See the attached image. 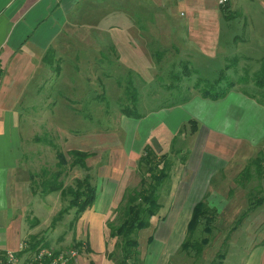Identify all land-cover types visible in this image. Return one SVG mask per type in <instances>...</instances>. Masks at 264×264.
Returning a JSON list of instances; mask_svg holds the SVG:
<instances>
[{
	"label": "crops",
	"instance_id": "obj_1",
	"mask_svg": "<svg viewBox=\"0 0 264 264\" xmlns=\"http://www.w3.org/2000/svg\"><path fill=\"white\" fill-rule=\"evenodd\" d=\"M143 7V0H0L1 251L19 250L40 230L55 232L56 225H49L52 213L47 215L49 221L46 220L45 225L35 215L43 205L35 203L36 200L48 193L41 194L33 188L30 156L32 152L37 157L41 153V150L32 151L33 130L53 127L62 130L64 67L84 65L86 61L94 65L97 58L93 51L110 47L117 51V59L126 66L154 63L151 53L146 51L141 55ZM155 10L147 17L159 32L163 28L161 20L164 24V19L167 22L174 19L169 13L166 16ZM171 28L167 27V31L174 37ZM194 47L202 60L214 56L213 48ZM46 51L50 62L43 60ZM155 56L158 55L155 53ZM134 58H141L140 63L132 61ZM53 67L58 69L53 71ZM234 86L217 99L202 97L198 91L179 94L175 97L177 100L164 106L137 112L140 115L137 118L121 112L125 117L120 120L119 127L122 124L126 129L131 125L132 137L129 135L127 139V132L125 144H118L116 153L103 144L107 158L97 165L95 177L93 168L89 176L95 187V198L79 213L70 230L71 237H58L57 243L51 241L52 237H43L41 241L55 246L64 244L68 238L81 241L86 250L69 264H115L118 255L113 254V243L107 237L115 238L107 235L105 222L123 201L125 192L139 183L141 175L137 176L136 172L139 153L145 145L153 148L152 138L157 139L159 145L154 149L156 152H167L164 148L172 133L188 132L190 136L198 134V141L187 154L172 159L167 176L171 180L163 192L164 202L158 201L159 208L149 218L147 226L152 227L159 241L148 235L146 247L152 242L161 246V250L153 251L150 264H168L170 252L184 250L181 245L187 236L193 206L203 201L212 210L216 203L229 202L223 197L229 187L237 185L235 193L242 190L245 181L237 183L234 178L249 158L244 159L245 162L238 161L240 159L232 154L235 148L240 144L248 145L255 153L264 149V101ZM150 114L154 120L147 126L143 119ZM139 125L145 126L144 133L135 140L133 136ZM77 138L74 136L78 143ZM163 140L164 145L161 144ZM230 162L235 166L229 170L227 164ZM57 196L61 203L59 193ZM31 218H34L33 223ZM41 225L43 229H39ZM248 238L249 243L244 246L245 260L239 264H264V237ZM169 242L173 248L167 250ZM140 255L138 258L142 261L147 256ZM226 255H221L219 264L225 262Z\"/></svg>",
	"mask_w": 264,
	"mask_h": 264
},
{
	"label": "rangeland",
	"instance_id": "obj_2",
	"mask_svg": "<svg viewBox=\"0 0 264 264\" xmlns=\"http://www.w3.org/2000/svg\"><path fill=\"white\" fill-rule=\"evenodd\" d=\"M147 2L151 5L148 6ZM143 4L142 26L144 33L141 40L142 52H140L141 55L146 51L149 55L151 53L150 56L154 63L126 66L119 62L117 51L110 47L93 51L97 58L94 65L88 64L86 61L84 65L64 67L62 130L53 127L32 131L35 134L31 140L32 151L41 150L38 157L33 152L30 156L33 188L40 192L42 184L45 181H50L60 182L61 188L65 191L64 195L59 194L61 203L60 201L58 203V191H54L56 194L43 195L39 201L36 200L35 203H43L35 214L41 224L45 225V221H49L47 215L52 213L51 217H53L60 205L64 208L68 206L70 198L67 193L68 187L74 190L78 189L75 179H81L85 172L90 176L92 168L95 177L97 165L104 157L107 158L103 144L112 147L114 152L118 144H125L129 135L132 137L129 132L132 128L131 125L126 129L122 124L119 127L120 120L125 117L121 114L122 109L135 113L156 109L170 101L177 100L176 95L200 92L221 74L219 87H225L228 82L232 86L235 85V88L253 94L259 100L264 101V86L257 87L251 81V79L256 80L257 78L264 80V73L260 72L264 71V0H228L226 6L219 4L217 0H143ZM148 8L149 10H147ZM155 9L166 16L169 13L174 19H170L168 22L164 19V24L161 20L163 28L159 29V32L155 26H151V21L147 17L152 11L155 12ZM148 22L150 24H147ZM170 26H172L171 32L174 37L167 31V27ZM194 45L206 49L213 48L214 56L211 59L202 60L199 52L194 49ZM152 52L158 56H155V53L153 55ZM164 54L165 58H162ZM140 59L134 58L132 61L140 63ZM89 63H92L91 59ZM128 79L137 93L134 104L125 94L126 88L128 91L131 88L129 85L127 86ZM151 115L143 119L147 126L151 125L154 120ZM50 125L48 126L50 127ZM141 125L133 136L135 140H139L144 133L145 126ZM186 130L188 131L187 128ZM74 136L79 137L77 138L79 141L76 140L78 143L75 142ZM197 136L198 134L190 136L188 132L176 133V135L172 133L170 138L166 139L168 143L164 150L167 152H156L159 145L156 142L157 139L152 138L154 144L152 150L159 156L162 154L163 159L172 163V159H176L175 157L179 158L180 155L187 154L186 151L194 149L195 143L198 141ZM161 144L164 145L165 140ZM72 149L88 153V156L84 158L86 171L77 165L70 164L73 155L69 150ZM175 150L180 153H175ZM55 151H59L63 157L64 164H61L60 167L56 166ZM257 153L251 146L240 144L232 154L237 160L240 159L238 161L245 162L244 159L251 160ZM263 155H261L262 158H264ZM93 163L95 164L93 165ZM161 164L160 162L157 167H160ZM234 166L233 162L227 164L229 170ZM182 167L181 165L180 168ZM57 169H60L61 174L54 177V172ZM248 169L251 177L245 181L244 186L241 187L242 190L235 193L238 186L229 187L223 195L224 198L229 199V202L216 203L215 209L210 210L212 211L210 231L202 232L200 230L201 222L193 232L191 237L193 241H199L201 237L206 238V243L201 246L200 252L195 254L193 249H178L173 253L168 251L171 254L168 264H219L220 257L218 255L223 256L226 253L227 257L222 264H239L241 260H245L244 246L249 243L248 237H255L256 240L264 237L263 204L248 210L240 224L237 226L234 224L235 219L245 211L253 199L264 195V177L261 179L262 176H256L253 173V166H248ZM136 170L137 176L141 175V168L138 169L136 166ZM262 174L264 176L263 169ZM238 177H235L234 181ZM170 180V178H165L157 189L160 203L164 202L165 194L163 192L168 189ZM148 182L149 179L145 177L143 186H147ZM141 186L142 184L138 183L134 189H140ZM79 188L83 189L82 186ZM205 198L208 199V195H205ZM123 206L124 202L122 201L107 218L105 229L108 236L109 231L119 225ZM73 212L74 208L68 209L66 214L55 222V232L40 230L39 233L31 235L33 237L28 242L38 243L43 237H52L51 241L57 243L58 237H71L70 230L74 222L70 225L69 219L72 218ZM32 219L34 218H31L33 223ZM44 225H41L39 229H43ZM151 230L152 227H146L135 232L134 237L138 243L137 256L135 260L128 258L125 260L126 262L150 264V259H153L154 255L153 251L161 250L158 242H152L146 247L145 241L148 235H152V240L159 241ZM55 237L57 238L55 239ZM113 238L115 240H110L107 237L108 241L113 243L112 252L115 256L118 255L116 257V263H118L121 258V236ZM45 242L41 241L44 245L57 249H73L76 253L74 259L79 253L86 250L81 241L69 238L59 246L51 245L49 241ZM166 245L168 246L167 250L173 248L171 242ZM139 253L143 257L147 255L143 261L139 260Z\"/></svg>",
	"mask_w": 264,
	"mask_h": 264
},
{
	"label": "trees",
	"instance_id": "obj_3",
	"mask_svg": "<svg viewBox=\"0 0 264 264\" xmlns=\"http://www.w3.org/2000/svg\"><path fill=\"white\" fill-rule=\"evenodd\" d=\"M227 4V3H226ZM226 4H224L226 6ZM223 5V4H222ZM43 60L50 62V56L48 54V51H46L45 55L43 56ZM58 68L55 67L54 70H57ZM261 74L264 73V71H260ZM221 73V72H220ZM222 75V74H221ZM221 75L217 76L216 79H214V82L208 83V85L200 90V95L202 97H207L210 99H217L222 97L225 92L232 86V84H229L226 82L225 87H219V81L221 78ZM253 84H255L257 87L264 86V80L260 79H251ZM127 86L129 85L131 88L128 91L126 88L125 94L129 96L130 101L134 104L136 101L137 93L135 91V88L133 85H131L130 80H127ZM123 114L126 116H130L133 118H137L140 115L138 113L132 112V111H125L121 110ZM70 154L73 155V159L70 162V164L77 165L78 167H81L85 171L87 170V167L84 162V158L88 156V153L78 150V149H72L69 150ZM262 154H264V149L258 151L257 155L249 160L247 165H245L241 171L238 173V178L235 179V182L240 181H246L250 179L251 173L248 169V166H253L254 171L253 173L257 176H262L261 179L264 177L262 173V169L264 170V158H262ZM162 155V154H161ZM161 155H157L154 153L152 148L150 146L145 145L143 148L142 153L139 155L137 160V168H141V176L139 179V184L141 186L140 189H130L125 192L123 195V202L124 206L122 207L121 212V218L120 223L117 227L112 228L109 231V236H121V242H120V261L116 264H122L125 260H128V258L135 260L137 256V240L134 237V234L136 231L145 228L149 225V218L156 214L159 203H158V195H157V188L160 186L162 181L167 178L170 165L169 161L166 159H163ZM54 156L57 159L56 166L60 167L61 164H64L63 157L59 151L54 152ZM163 156V155H162ZM260 156V157H259ZM264 157V155H263ZM162 163L160 167H157L159 163ZM60 173V169H57L54 172V177H58ZM147 177L149 179V182L147 186L144 185V178ZM75 184L78 189L74 190L70 187H68L67 193L69 194L70 198L67 203L68 206L66 208L61 207L57 210V212L54 214V216L51 219L50 227H53L55 222L59 221L64 214L68 211L70 208H74V212L72 215V218L69 221V224L72 225L73 222L76 221L78 218V215L81 211H83L87 206H89L93 199L95 198V187L90 181V177L88 173H84L83 177L81 179H75ZM237 182V183H240ZM80 185V186H79ZM83 187L81 190L79 187ZM61 183H55V182H44L41 187V194H46L54 191H58L59 194L62 196L64 195L65 191L61 188ZM264 201V195L259 196L255 199H253L245 211L240 213V215L235 219L234 224L237 226L240 224L241 220L246 216L248 210L255 209L258 207L262 202ZM212 220V211H210L203 201H198L192 208L191 211V217L187 225V236L185 237V240L183 241L181 248L184 250H194L195 254L199 253L201 250V246L206 243V238L201 237L199 241H193L191 240L192 234L195 231L198 224L202 222L201 231L204 233H208L210 231V222ZM33 236H30L32 239ZM149 238V237H148ZM44 245L41 242H28L27 241V248L32 250L37 245ZM219 254L218 256L220 259L222 258Z\"/></svg>",
	"mask_w": 264,
	"mask_h": 264
},
{
	"label": "built area",
	"instance_id": "obj_4",
	"mask_svg": "<svg viewBox=\"0 0 264 264\" xmlns=\"http://www.w3.org/2000/svg\"><path fill=\"white\" fill-rule=\"evenodd\" d=\"M226 4L228 0H217ZM27 244L19 250H0V264H69L76 253L73 249L61 250L53 246L37 245L32 250L26 249ZM124 262L122 264H130Z\"/></svg>",
	"mask_w": 264,
	"mask_h": 264
}]
</instances>
